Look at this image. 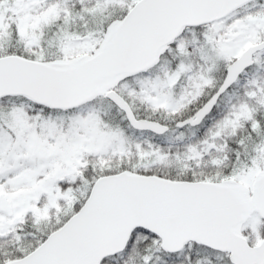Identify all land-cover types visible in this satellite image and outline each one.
I'll return each instance as SVG.
<instances>
[{"label": "snow or ice", "instance_id": "obj_1", "mask_svg": "<svg viewBox=\"0 0 264 264\" xmlns=\"http://www.w3.org/2000/svg\"><path fill=\"white\" fill-rule=\"evenodd\" d=\"M0 264H264V0H0Z\"/></svg>", "mask_w": 264, "mask_h": 264}]
</instances>
